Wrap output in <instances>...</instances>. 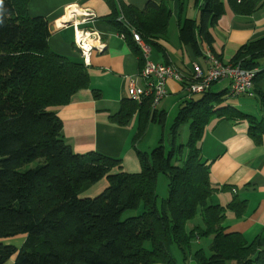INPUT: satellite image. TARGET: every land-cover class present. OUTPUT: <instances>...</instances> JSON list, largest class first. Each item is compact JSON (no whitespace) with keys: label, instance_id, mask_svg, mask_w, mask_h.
<instances>
[{"label":"trees","instance_id":"1","mask_svg":"<svg viewBox=\"0 0 264 264\" xmlns=\"http://www.w3.org/2000/svg\"><path fill=\"white\" fill-rule=\"evenodd\" d=\"M106 1L112 11L104 20L124 35L142 67V51L132 30L150 49H158L156 41L168 33L171 10L165 2L151 1L139 10L120 0ZM226 4L246 16L264 8V0H196L198 19L181 20L178 27L180 42L191 46L197 57L203 55V44L211 48L210 29L225 14ZM0 18V264L13 256L14 264H178L170 246L181 251L185 263L194 258L197 264H264V234L249 242L223 227L227 211L239 219L245 215L247 201L235 197L226 207L211 204L215 189L201 153L205 128L213 118L247 121L256 145L264 140L263 120L227 105L229 89L216 93L210 88L190 99L185 93L170 127L169 147L161 138L147 153L136 145L150 125L164 128L167 112L153 108L152 98L141 104L125 99L110 121L125 127L138 119L133 146L141 171L127 173L120 159L76 153L64 139L61 119L51 111L90 88L84 64L51 50L49 24L29 14V0H3ZM262 60L264 37L244 45L230 62L258 70L254 93L264 78L258 69ZM189 82L186 77L184 88ZM92 92L95 100L101 99L100 91ZM185 125L189 139L179 144ZM39 159L43 165L20 170ZM161 173L169 185L167 198L158 206ZM103 179L108 187L101 194L79 196L86 184ZM140 206L141 216L122 220L125 211ZM197 219L200 223L188 229V223ZM22 235L20 248L5 243ZM204 238L211 239L209 251L193 253V244Z\"/></svg>","mask_w":264,"mask_h":264},{"label":"crops","instance_id":"2","mask_svg":"<svg viewBox=\"0 0 264 264\" xmlns=\"http://www.w3.org/2000/svg\"><path fill=\"white\" fill-rule=\"evenodd\" d=\"M120 1L139 10H143L151 1L166 3L172 12L168 33L166 37L156 41L160 50L152 48L150 59L154 63L176 66L185 77L192 72L195 63L205 69L208 67V53L213 52L224 63H230L244 45L264 37V8L246 16L236 14L226 4L225 14L210 29L213 37L211 48L203 44V55L197 57L191 46L180 42L178 27L181 20L198 19L196 0ZM70 9H87L95 13L96 19L82 27L98 32L106 47L104 53L92 55L91 66L87 68L91 78L90 88L73 95L67 106L54 107L51 111L61 119L64 139L76 153L98 152L120 159L125 172L139 173L141 165L133 146L138 126L137 117L125 127L110 121V116L119 111L122 101L128 99L130 80L140 73L138 56L127 40L120 37L118 30L104 20L112 11L106 0H29V14L34 18H44L49 24V46L53 52L74 62H82L80 53L74 46L73 26H62L70 18L69 15L66 16ZM258 69L260 72L264 71V60L260 62ZM255 87L256 91L252 96L231 98L226 104L264 121V101L258 94L261 93L264 97V78ZM214 88H218L216 93L222 92L230 89V83H215L212 90ZM93 90L100 91V100H95ZM167 90L168 97L163 101L164 107L160 109L166 111L168 106L180 107L185 97L183 84L170 80ZM139 146L137 144L136 148L142 151ZM201 153L203 160L209 165L210 182L215 189L211 204L226 207L235 197L247 201V209L241 219L231 211L226 212L223 223L226 232L239 233L249 242L259 234H264V140L261 145L254 143L249 136L247 121L213 118L205 128ZM103 180L95 185L86 184L79 196L88 198L99 195L108 186L101 183ZM194 226L195 224L191 229ZM16 238L19 240L16 247L20 248L25 236ZM12 240H5V243L9 244ZM195 244L201 245V241L197 240L193 247ZM198 249L192 250L195 252ZM191 259L195 261L194 258ZM15 260L16 256H13L4 264H14Z\"/></svg>","mask_w":264,"mask_h":264},{"label":"built area","instance_id":"3","mask_svg":"<svg viewBox=\"0 0 264 264\" xmlns=\"http://www.w3.org/2000/svg\"><path fill=\"white\" fill-rule=\"evenodd\" d=\"M62 26H67L69 21H74L71 26L75 30L74 46L79 51L82 63L86 68L91 66V58L94 53H104L106 45L101 35L95 30H89L87 26L96 19L95 13L91 10L70 9ZM134 41L141 48L143 65L137 77L130 80L127 98L141 104L145 99L152 98L153 108H158L161 101L168 97L167 84L170 80H176L181 84L186 77L174 65L154 63L151 59V49L145 45L140 35L132 30ZM124 39V35H120ZM208 67L205 69L200 64L193 65L192 72H189V86H185V93L190 99L195 95L204 94L215 83L228 81L230 83V97L252 96L254 94V79L258 70H247L240 65L224 63L211 53L206 55Z\"/></svg>","mask_w":264,"mask_h":264},{"label":"rangeland","instance_id":"4","mask_svg":"<svg viewBox=\"0 0 264 264\" xmlns=\"http://www.w3.org/2000/svg\"><path fill=\"white\" fill-rule=\"evenodd\" d=\"M217 90H218V88L217 89L214 88L212 90V92H216ZM162 102L163 101H161L160 104L158 105L159 110H161L160 108L164 107V102L163 103ZM179 108H180L179 106H168V107H166L167 118H166V123H165L164 128H162V126H160L158 124H152L149 126L146 136L139 143V145H140L139 147L142 151L150 153L155 147H157L161 138H164V141H163L164 145L169 147V140L168 139H169V135L171 132L170 127L173 124V121H174V119H175V117L179 111ZM189 134H190L189 133V125L183 126L179 131V137H178L179 144H186L188 139H189ZM43 164H44V160L39 159V160H36L32 163L26 164L20 170L21 171L30 170V169H33L37 166L43 165ZM103 181L104 182H101V183H106V185L108 184L106 179H104ZM157 182H158L157 190H156L157 191V203H158V206H161L162 202L168 196L169 178L165 174L161 173L158 177ZM101 185L102 184H100V186ZM143 212H144V210H143L142 206H140L139 208H137L135 210L125 211L122 215V220H126V219L132 218V217L141 216L143 214ZM197 222H198V220L188 223L187 228L191 229L192 225L196 224ZM12 239H15V240H12ZM10 240H12V242L9 243L8 245L18 246L17 244H19L18 243L19 240L16 237L10 238ZM200 241H201V245L195 244L193 247V250L202 247V248H205L208 252L211 239L210 238H207V239L204 238ZM170 251L173 254V256L175 257V259L177 260L178 264H183L184 261H183L182 255H181V251L176 246H170ZM193 253H194V251H193ZM186 263L187 264H196V262L194 260L192 261L191 258H189V260Z\"/></svg>","mask_w":264,"mask_h":264},{"label":"clouds","instance_id":"5","mask_svg":"<svg viewBox=\"0 0 264 264\" xmlns=\"http://www.w3.org/2000/svg\"><path fill=\"white\" fill-rule=\"evenodd\" d=\"M3 6V0H0V7H2ZM3 22V20H2V18H0V23H2Z\"/></svg>","mask_w":264,"mask_h":264},{"label":"water","instance_id":"6","mask_svg":"<svg viewBox=\"0 0 264 264\" xmlns=\"http://www.w3.org/2000/svg\"><path fill=\"white\" fill-rule=\"evenodd\" d=\"M73 22H74V21H69V22L67 23V25H71Z\"/></svg>","mask_w":264,"mask_h":264},{"label":"bare ground","instance_id":"7","mask_svg":"<svg viewBox=\"0 0 264 264\" xmlns=\"http://www.w3.org/2000/svg\"><path fill=\"white\" fill-rule=\"evenodd\" d=\"M142 38V37H141ZM131 42V41H130ZM134 42V41H133Z\"/></svg>","mask_w":264,"mask_h":264}]
</instances>
